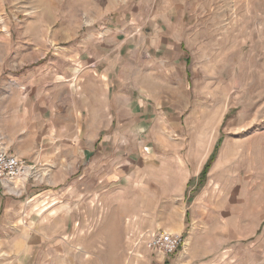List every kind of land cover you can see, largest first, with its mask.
Listing matches in <instances>:
<instances>
[{"label":"rangeland","instance_id":"374dc122","mask_svg":"<svg viewBox=\"0 0 264 264\" xmlns=\"http://www.w3.org/2000/svg\"><path fill=\"white\" fill-rule=\"evenodd\" d=\"M80 1L0 0V92L28 69L27 45L41 41L44 21L70 19L77 15L74 7ZM121 1L127 5L97 6L95 11H102L106 19L123 14L122 25L112 21L110 27L135 40L130 50H142V43L135 46L138 38L152 33L171 42L176 34L177 48L189 59V66L169 76L165 87L178 88L183 96L165 92L160 109L149 104L145 130L129 139L121 160L179 157L192 169L193 159L208 158L221 140L213 173L204 189L187 198L164 197L165 185L172 187L173 180L147 183V192L157 196L154 205L145 204L151 206L148 216L126 218L125 234L112 230L108 242L96 245L86 236L82 208L76 206L75 223L59 235L57 224L64 221L56 219L58 204L53 196L33 211L25 202L22 181L16 182L18 193L0 184V264H264V0L174 1L181 15L172 22L159 18L172 14L163 2ZM99 2L103 5L106 0ZM38 20L43 30L36 27ZM98 24L83 32L97 30ZM153 74L162 80L163 73ZM161 128L165 135H160ZM140 145L148 146L149 154ZM65 207L61 208L64 217ZM186 213V233L160 230L182 234L184 242L174 255L164 257L143 245L132 246L128 231L133 222L147 226L168 218L174 224Z\"/></svg>","mask_w":264,"mask_h":264},{"label":"crops","instance_id":"0c3cea01","mask_svg":"<svg viewBox=\"0 0 264 264\" xmlns=\"http://www.w3.org/2000/svg\"><path fill=\"white\" fill-rule=\"evenodd\" d=\"M110 1L102 5L99 0H86V4L81 0L74 7L77 15L70 19L44 21L41 41L27 45L31 53L28 69L0 92V143L6 152L34 167L25 180L0 184L14 189L16 182L22 181L25 202L33 211L41 208L43 199L53 196L58 204L56 219L63 217L64 221L57 224L59 235L75 223L76 206L82 208L86 236L93 245L108 242L112 230L125 234L126 218L148 216L151 206L145 208V204L150 201L154 205L157 196L147 192V183L168 184L173 180L172 187H164L167 199L187 198L204 189L221 144L219 140L212 146L208 158H194L192 169L179 157L151 162L121 160L122 151L127 154L129 139L145 130L151 115L149 104L153 102L160 109L165 92L181 98L178 88L167 91L165 87L169 76L189 66V59L181 47L177 48L176 34L172 42L157 33L136 38L135 46L139 48L142 43V50H130L135 40L122 29L110 27L112 21L121 26L123 14L109 18L108 24L104 13L95 11L97 6L127 5L121 0ZM174 1L189 0H132V4L163 2L162 6L172 8V14L168 19L159 18L172 22L181 15ZM97 23V30L83 32ZM36 27L43 30L40 20ZM160 72L163 77L159 82L153 73ZM163 132L160 135H165ZM142 148L149 154L148 146ZM212 154L215 157L205 170ZM15 191H20L19 187ZM62 206L68 208L66 217ZM187 215L174 224L168 218L147 226L133 222L128 231L132 246L142 233L162 229L186 233ZM139 225L148 229L139 230Z\"/></svg>","mask_w":264,"mask_h":264},{"label":"built area","instance_id":"2783aa9c","mask_svg":"<svg viewBox=\"0 0 264 264\" xmlns=\"http://www.w3.org/2000/svg\"><path fill=\"white\" fill-rule=\"evenodd\" d=\"M33 166L27 164L22 158L9 154L0 143V183H12L23 177L31 176ZM182 234L168 232L142 233L134 242V247L143 245L147 251L156 252L165 256L173 255L183 244Z\"/></svg>","mask_w":264,"mask_h":264},{"label":"bare ground","instance_id":"6f19581e","mask_svg":"<svg viewBox=\"0 0 264 264\" xmlns=\"http://www.w3.org/2000/svg\"><path fill=\"white\" fill-rule=\"evenodd\" d=\"M25 178L26 177H23L21 180H25ZM18 180H20V179H18ZM22 183V182H21ZM16 185V184H15ZM20 186V185H19ZM6 187L9 189V191H11L12 193H18V192H16L15 191V188L13 189V188H11L9 185H6ZM16 187V186H15ZM18 187V186H17Z\"/></svg>","mask_w":264,"mask_h":264},{"label":"trees","instance_id":"16d2710c","mask_svg":"<svg viewBox=\"0 0 264 264\" xmlns=\"http://www.w3.org/2000/svg\"><path fill=\"white\" fill-rule=\"evenodd\" d=\"M214 157H215L214 154H212L211 157H210V159H209V162H208L207 166L205 167V170L208 168V165H209L210 161L212 162V160L214 159Z\"/></svg>","mask_w":264,"mask_h":264}]
</instances>
